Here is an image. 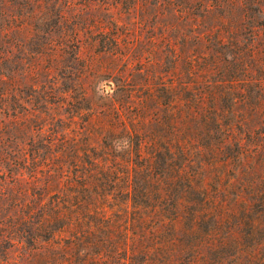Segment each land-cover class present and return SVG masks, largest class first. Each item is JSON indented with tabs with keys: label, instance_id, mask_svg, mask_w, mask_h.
Wrapping results in <instances>:
<instances>
[{
	"label": "rangeland",
	"instance_id": "obj_1",
	"mask_svg": "<svg viewBox=\"0 0 264 264\" xmlns=\"http://www.w3.org/2000/svg\"><path fill=\"white\" fill-rule=\"evenodd\" d=\"M177 9L203 15L201 30L219 27L222 44L211 34L202 50L208 55L219 48L233 61L246 96L238 108L250 114L251 128L264 132V0H0V264H264V214L257 215L260 227L250 235L253 212L232 209L229 199L183 201L185 209L198 211L182 210L176 234L161 227L155 240L138 248L131 232L149 213L112 199L91 200L90 208L103 209L62 220L78 237L67 251L59 247L58 263L49 260L41 236L28 241L30 233L44 236L36 229L41 217L30 218L29 210L33 184L47 177L49 145L57 147L62 134L75 131L84 142L80 128L92 104L110 92L107 70L121 67L123 54L144 62L149 53L164 56L174 43L183 49L179 39L188 21ZM163 68H171L167 58ZM65 70L79 71V84L61 77ZM255 143L264 151V134H252L247 147ZM194 221L192 232L183 231V222Z\"/></svg>",
	"mask_w": 264,
	"mask_h": 264
},
{
	"label": "trees",
	"instance_id": "obj_2",
	"mask_svg": "<svg viewBox=\"0 0 264 264\" xmlns=\"http://www.w3.org/2000/svg\"><path fill=\"white\" fill-rule=\"evenodd\" d=\"M177 11L188 21L190 38L184 34L179 39L183 49L177 50L174 43L164 56L153 59L149 53L144 62L123 54L121 67L107 70L110 92L92 104L80 128L86 134L84 142L75 131L62 134L57 147H48L47 177L41 185L33 184L29 210L30 218L41 217L36 229H43L44 236L30 233L28 241L32 245L41 236L54 263L59 262V247L64 245L67 251L78 237L71 222L62 220L90 209L102 210L87 204L94 199L132 201L135 210L149 213L137 219V229L131 232L136 248L155 240L161 227L176 234L181 211H198L185 209L183 201L232 200V209L253 212L250 235L260 227L264 151L261 144L250 149L247 145L252 134L264 132L251 128L250 114L238 108L246 103V96L237 86L233 61L224 58L219 48H211L208 55L202 50L203 39L211 34L222 44L219 27L206 32L200 29L203 15ZM116 42L109 39V49ZM166 58L169 70L163 68ZM62 74L77 84L82 79L79 71ZM195 223L183 222L187 227L183 231L192 232ZM124 224L127 234L131 227ZM67 229L70 234L62 239ZM87 231L82 233L88 235Z\"/></svg>",
	"mask_w": 264,
	"mask_h": 264
}]
</instances>
